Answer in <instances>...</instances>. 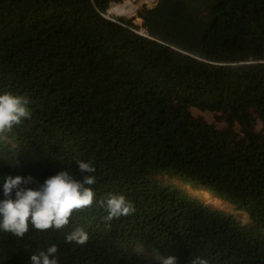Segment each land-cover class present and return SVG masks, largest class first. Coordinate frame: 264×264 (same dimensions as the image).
Returning <instances> with one entry per match:
<instances>
[{
  "label": "trees",
  "instance_id": "1",
  "mask_svg": "<svg viewBox=\"0 0 264 264\" xmlns=\"http://www.w3.org/2000/svg\"><path fill=\"white\" fill-rule=\"evenodd\" d=\"M156 1L140 26L106 17L124 0H0V94L27 95L32 112L0 135V199L8 174L36 188L64 169L82 178L79 159L97 201L61 230L0 231V264L53 244L58 264H264V0ZM110 194L136 211L109 227ZM78 227L85 245L66 242Z\"/></svg>",
  "mask_w": 264,
  "mask_h": 264
},
{
  "label": "clouds",
  "instance_id": "2",
  "mask_svg": "<svg viewBox=\"0 0 264 264\" xmlns=\"http://www.w3.org/2000/svg\"><path fill=\"white\" fill-rule=\"evenodd\" d=\"M29 105L30 100L27 95L11 92L0 94V135L11 132L23 120L31 118L32 112ZM76 165L82 178H77L73 173L64 169L46 178L36 188L29 187L37 183L32 175L8 174L2 183L4 198L0 199V231L21 238L29 232L30 228L40 232L49 229L61 230L69 225L74 214L85 211L97 203L92 187L96 183V177L91 175L96 171L95 166L91 162L79 159ZM171 179L178 180V185L185 187L191 195L201 197L205 202L211 203L209 201L216 202L215 198L220 199L212 191L193 184L190 185L192 189L188 188L189 183L179 179L169 178L167 182L170 183ZM183 183L186 186H183ZM199 191L210 192L214 197L213 200L197 193ZM222 200L224 207L221 208L229 209L228 205L231 204H227L225 199ZM98 206L103 207L107 212L103 219L109 227L114 218L127 217L136 211L134 204L123 194H110L106 199H100ZM88 240L89 233L79 227L66 235V242L69 243L85 245ZM57 253L58 247L53 244L46 250L34 253L31 256V264H58ZM161 260L162 264H176L177 258L169 256L161 257ZM190 264H209V262L197 257L191 260Z\"/></svg>",
  "mask_w": 264,
  "mask_h": 264
},
{
  "label": "rangeland",
  "instance_id": "3",
  "mask_svg": "<svg viewBox=\"0 0 264 264\" xmlns=\"http://www.w3.org/2000/svg\"><path fill=\"white\" fill-rule=\"evenodd\" d=\"M156 2H157L156 0H124V2L123 3H120L119 5H123V7H125V12L123 14H121V15H117V14L114 13V17L122 16L126 20L127 19H130V18H133L134 19V22L136 24L142 26V24H143V18H141V17L138 16L139 11L142 10V8H143L144 5L153 6V5L156 4ZM112 8L113 7H111L108 11H111ZM193 113L195 115L205 116L206 119L209 122L215 123L219 127H223L222 124L216 122V120H215L216 118H215V114L214 113H211V112H208V111H201V110H199L197 108H194L193 109ZM259 127H261V124H260ZM165 180L167 182L169 180V178H165ZM170 183H178V180L171 179L170 180ZM184 184L185 183H183L182 185L183 186H186ZM190 185L191 184H189V186H187V187L188 188H191L192 186H190ZM197 193H201V194L205 195V198H210L211 200H213V198H212L213 195H211L210 192L199 191ZM206 194H208L209 196H207ZM222 201L223 200L221 198L220 199H217L216 198V202L214 200L213 201H209V202H211L215 206L224 207L223 204L220 205ZM228 207H229L228 210L231 213H233L236 216V218L239 219L241 222H243L244 224H249L250 223L249 214H248V212L246 210H240L239 208H235L233 205H228Z\"/></svg>",
  "mask_w": 264,
  "mask_h": 264
},
{
  "label": "bare ground",
  "instance_id": "4",
  "mask_svg": "<svg viewBox=\"0 0 264 264\" xmlns=\"http://www.w3.org/2000/svg\"><path fill=\"white\" fill-rule=\"evenodd\" d=\"M130 7V6H129ZM131 8V7H130ZM111 12L117 14V15H121L125 12V7H123V5H118V6H114L111 10ZM207 196H209L208 194H206ZM214 198V197H212ZM216 199V198H215ZM222 204V203H221ZM224 206V205H223Z\"/></svg>",
  "mask_w": 264,
  "mask_h": 264
},
{
  "label": "built area",
  "instance_id": "5",
  "mask_svg": "<svg viewBox=\"0 0 264 264\" xmlns=\"http://www.w3.org/2000/svg\"><path fill=\"white\" fill-rule=\"evenodd\" d=\"M119 4H113V7L114 6H118ZM111 16H114V13L111 12V11H108L107 14H106V17H111Z\"/></svg>",
  "mask_w": 264,
  "mask_h": 264
},
{
  "label": "water",
  "instance_id": "6",
  "mask_svg": "<svg viewBox=\"0 0 264 264\" xmlns=\"http://www.w3.org/2000/svg\"><path fill=\"white\" fill-rule=\"evenodd\" d=\"M117 19H118V20H123V19L126 20V19L123 18L122 16H117Z\"/></svg>",
  "mask_w": 264,
  "mask_h": 264
}]
</instances>
